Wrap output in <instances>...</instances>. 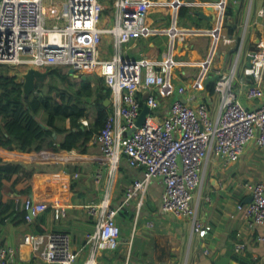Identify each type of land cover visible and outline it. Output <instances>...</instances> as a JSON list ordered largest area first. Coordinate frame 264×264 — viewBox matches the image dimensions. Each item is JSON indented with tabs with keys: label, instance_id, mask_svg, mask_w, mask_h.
Returning <instances> with one entry per match:
<instances>
[{
	"label": "crops",
	"instance_id": "0c3cea01",
	"mask_svg": "<svg viewBox=\"0 0 264 264\" xmlns=\"http://www.w3.org/2000/svg\"><path fill=\"white\" fill-rule=\"evenodd\" d=\"M62 1L46 0L48 5L55 2L50 6L52 17L60 13ZM100 1L105 5V0ZM156 1L163 5L149 12L147 23L157 32L130 42L124 48V56L131 59L148 57L158 60L163 54L171 53L176 62L171 71L173 90L169 95L153 92L158 108L151 115L156 119L163 118L173 102L182 101L192 107L205 105L210 119L215 120L219 113V98L214 94L217 74L233 69L234 92L240 103L247 109L258 107L261 100L245 97L252 78L246 77L244 70L249 67L251 52L256 51L259 44H264V17L261 15L264 0H233L231 3L229 0H179L181 8L189 9V13L183 19L178 16V23L174 27L175 16L170 8L174 0ZM220 3L226 5L222 13L214 7ZM196 8L215 18L213 23L194 16L192 13ZM153 14L156 16H151ZM112 17L110 6V16L105 20L111 23ZM108 40L105 38L102 44ZM104 52L102 58H110L107 48H104ZM86 76V79L91 77L93 86L102 80L99 75ZM68 78L75 86L80 84L77 78ZM242 80L246 82L241 84ZM212 85L213 91L210 90ZM179 87L185 88L183 95L177 92ZM262 88L264 91V80ZM145 96V92L138 94L142 108L146 105ZM107 100L108 97L104 105L109 111ZM91 104L92 100L87 106V117L78 122L93 131L98 112L96 106ZM64 128L75 130L67 120ZM64 136L53 134V142L48 140L39 152L21 153L0 148V160L21 165L26 174L33 171L31 177H25L22 173L19 174L20 178L16 176L17 182L13 176L9 181L0 179V249L6 250L9 259L17 264H47L24 243L27 234L50 231L67 233L73 248L81 249L93 231L95 220L88 208L98 205L102 198L108 179L107 163L99 145L93 142V136L85 146H80L82 143L78 142L79 149L70 150L60 148ZM142 175L141 166L135 165L126 156L121 158L112 183V207L120 205L126 189ZM200 178L202 184L193 193L191 205L196 210L197 219L208 229L204 239L192 233L191 221L187 218L161 211L163 184L159 179H154L141 201H131L118 214L116 222L121 231L120 245L114 252L124 259L119 263L114 252L108 253L111 264H125L126 261L264 264V245L257 240L264 228L252 224L245 210L237 209L238 204L250 202L249 195L241 186L264 178V148H258L251 142L240 159L231 165L211 156L203 163ZM211 179L217 181L215 186L211 184ZM25 197H30L42 207L31 222L16 218L19 206L15 205V200ZM86 253L84 250L75 264H84ZM103 255L99 256L98 264H104L106 258Z\"/></svg>",
	"mask_w": 264,
	"mask_h": 264
},
{
	"label": "built area",
	"instance_id": "2783aa9c",
	"mask_svg": "<svg viewBox=\"0 0 264 264\" xmlns=\"http://www.w3.org/2000/svg\"><path fill=\"white\" fill-rule=\"evenodd\" d=\"M110 3L111 23L101 21L105 5L100 0H63L60 13L53 17L50 6L55 2L48 5L46 0H0V67L24 69L20 83L29 68L42 71L72 68L77 78L95 72L109 90L110 110L103 127L93 136L106 160L108 175L99 204L88 208L95 220L93 231L81 249L73 248L67 233L27 234L24 243L47 264H75L84 250L87 251L84 264H98L101 254L116 251L121 233L116 222L118 214L131 201H141L154 179L163 184L161 211L187 218L192 233L204 239L208 229L197 219L191 205L193 193L202 184L203 163L213 156L228 165L234 164L251 142L264 148V44L258 45L250 66L244 70V75L252 78L245 97L261 100L258 107L247 109L240 103L234 92L233 69L217 74L214 94L219 98V113L215 120L210 119L205 105L192 107L182 101L173 102L164 117L156 119L151 115L158 108L153 92L171 94V71L176 62L171 53L158 60L131 59L124 56V48L157 32L148 25L147 18L152 9L163 3L156 0H110ZM181 6L179 0L170 3L174 15ZM225 6L220 3L214 7L222 13ZM261 15L264 17V9ZM52 19L54 24H48ZM105 38L111 39L113 49L108 59L100 55ZM143 92L150 114L143 125L136 127L142 109L138 94ZM177 92L183 95L185 88L179 87ZM123 156L141 166L143 175L126 189L120 205L112 207V183ZM241 187L251 200L246 205L238 204L237 209L245 210L252 224L264 228V178ZM15 205L26 211L25 222L33 221L42 209L30 197L16 198ZM257 240L264 245V232ZM0 264L17 263L9 259L6 250L0 249ZM125 264L155 263L126 261Z\"/></svg>",
	"mask_w": 264,
	"mask_h": 264
},
{
	"label": "trees",
	"instance_id": "16d2710c",
	"mask_svg": "<svg viewBox=\"0 0 264 264\" xmlns=\"http://www.w3.org/2000/svg\"><path fill=\"white\" fill-rule=\"evenodd\" d=\"M232 1L229 0V3ZM106 12L104 10L103 13ZM188 13L189 9L182 7L179 17L183 19ZM46 71H49L47 82L37 86L36 92L28 98L22 97V83L7 74H0V148L18 150L21 153L39 152L48 140L53 142V134H65L60 148L79 149L78 142L82 143L80 146H85L103 127L109 112L104 105L109 97V90L103 80L93 86L90 77L75 86L69 81L68 75L62 73V69L54 67ZM59 81L63 86H59ZM210 90L213 91V85ZM93 96L96 98L93 99ZM90 100L98 112L93 131L78 122L79 119L87 117ZM66 120L70 122L71 128H75L74 131L64 128ZM21 173L25 177H31L33 171L26 174L21 165L0 160V179L9 181L10 178L19 177ZM25 216L26 211L20 206L16 218L23 222ZM113 255L116 256V261L123 262L121 254L114 252ZM103 257L106 258L103 260L104 264H111L110 255L105 253Z\"/></svg>",
	"mask_w": 264,
	"mask_h": 264
},
{
	"label": "water",
	"instance_id": "95a60500",
	"mask_svg": "<svg viewBox=\"0 0 264 264\" xmlns=\"http://www.w3.org/2000/svg\"><path fill=\"white\" fill-rule=\"evenodd\" d=\"M211 1L216 2L218 0H211ZM192 14L196 16L199 20L207 21L210 23H213V21L215 20V18H213L211 15L207 16L204 13L203 9L196 8L193 10ZM174 16H175L174 23L177 24L178 23L177 17L179 16V12H175ZM254 54H255V51L251 52L249 56V62L253 58ZM248 66H250V63H248ZM67 75L70 77H75L76 76L75 70L70 68L67 72ZM48 77H49V71H42V70L34 69V68H29L28 70H26V72L22 75V79H23V83H22L23 96L22 97L23 98L30 97L33 93L36 92L37 86L46 83ZM86 77L87 76H81L83 80H85ZM107 102L109 103V100H107ZM149 114H150L149 107L147 105H144L136 121V124H135L136 127L143 125L144 121L146 120V117ZM210 182L212 185L215 186L217 181L215 179H211ZM249 200H251V198Z\"/></svg>",
	"mask_w": 264,
	"mask_h": 264
},
{
	"label": "rangeland",
	"instance_id": "374dc122",
	"mask_svg": "<svg viewBox=\"0 0 264 264\" xmlns=\"http://www.w3.org/2000/svg\"><path fill=\"white\" fill-rule=\"evenodd\" d=\"M110 0H105V10L107 11L106 13H103L102 14V19L101 21L107 19L109 16H110ZM151 16H156V15H151ZM109 22V21H108ZM110 23V22H109ZM189 23V22H188ZM48 24H54V22L50 21L48 22ZM189 24H192V23H189ZM105 40V39H104ZM112 47V44H111V39L109 38L108 42L102 44L101 48L104 52V48H107L108 49V56H111L112 53H113V49L111 48ZM102 51H100V55L103 54ZM105 53V52H104ZM24 69H22L21 67H0V74H7V76L9 77H14L16 79V81L18 83H20V75L22 74ZM97 72V71H96ZM62 73H66V70L65 69H62ZM98 73V72H97ZM99 74V73H98ZM89 75H93V76H96L98 77V75L93 72V73H90ZM59 84L63 86V84L59 81ZM197 192V191H196ZM195 192V193H196ZM194 193V194H195Z\"/></svg>",
	"mask_w": 264,
	"mask_h": 264
},
{
	"label": "clouds",
	"instance_id": "9594fccd",
	"mask_svg": "<svg viewBox=\"0 0 264 264\" xmlns=\"http://www.w3.org/2000/svg\"><path fill=\"white\" fill-rule=\"evenodd\" d=\"M102 51V50H101ZM102 56V55H101ZM67 72L68 71H66V74H67ZM76 74V73H75ZM88 74H90V73H87L86 75H88ZM86 75H84V76H86ZM100 77V76H99ZM74 78H77V74H76V76L74 77ZM81 76L79 77V78H77L78 80H80L81 81ZM101 78V77H100ZM102 79V78H101ZM103 80V79H102ZM109 98V97H108ZM109 100V99H108ZM103 254H105V253H103ZM108 254V253H107Z\"/></svg>",
	"mask_w": 264,
	"mask_h": 264
},
{
	"label": "flooded vegetation",
	"instance_id": "af4514ba",
	"mask_svg": "<svg viewBox=\"0 0 264 264\" xmlns=\"http://www.w3.org/2000/svg\"><path fill=\"white\" fill-rule=\"evenodd\" d=\"M56 68H60L61 69V67H56ZM48 80V79H47ZM47 82V81H46Z\"/></svg>",
	"mask_w": 264,
	"mask_h": 264
}]
</instances>
